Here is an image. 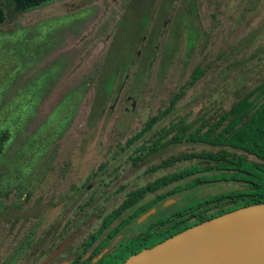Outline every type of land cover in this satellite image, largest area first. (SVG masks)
I'll return each mask as SVG.
<instances>
[{"label":"rangeland","instance_id":"1","mask_svg":"<svg viewBox=\"0 0 264 264\" xmlns=\"http://www.w3.org/2000/svg\"><path fill=\"white\" fill-rule=\"evenodd\" d=\"M0 4V264L25 257L16 244L34 240L61 211L55 194L128 162L110 152L142 146L139 174L180 151L215 150L169 140L173 131L161 145L153 137L180 119H224L236 98L264 83V0H47L24 11L11 0ZM188 30L196 33L189 47ZM195 67L203 72L189 86ZM157 143L163 146L146 154ZM128 168L123 164L118 175ZM234 187L242 185L197 184L173 196L171 208Z\"/></svg>","mask_w":264,"mask_h":264},{"label":"flooded vegetation","instance_id":"2","mask_svg":"<svg viewBox=\"0 0 264 264\" xmlns=\"http://www.w3.org/2000/svg\"><path fill=\"white\" fill-rule=\"evenodd\" d=\"M195 34L187 31L184 37L187 47L194 43ZM134 140L135 135L125 143ZM162 146L158 147L157 143V147L148 148L146 154ZM141 147H134L129 153L125 148L110 152L115 158L127 155L124 159L128 162L114 163L98 178L73 180L64 194H55V203L61 205L58 206L61 211L57 210L53 219L42 223L44 226L36 230L34 240L26 242L23 238L17 242L18 249L27 251L18 264H120L139 250L198 222L203 214L212 213L216 209L215 202L230 200L223 197L206 202L203 197L190 200L202 202L197 203V208L191 209L183 203L172 209L177 201L169 196L172 182L155 184L157 177L165 175H155L158 169L172 163H160L154 168L145 166L137 174L144 157ZM182 153L189 152L180 151L171 156ZM190 160L194 157L180 161ZM107 164L100 163L99 168L106 169ZM123 164L129 166L127 175L119 176L118 170ZM131 175L134 177L128 178Z\"/></svg>","mask_w":264,"mask_h":264},{"label":"trees","instance_id":"3","mask_svg":"<svg viewBox=\"0 0 264 264\" xmlns=\"http://www.w3.org/2000/svg\"><path fill=\"white\" fill-rule=\"evenodd\" d=\"M11 1L15 11H24L39 6L47 0ZM4 18L3 7L0 4V23L4 21ZM201 74L202 69L195 67L191 74L189 86H192ZM107 83L108 80H104L103 86H108ZM253 88L256 91L252 89L242 93L223 111L222 118L224 117L226 122L222 126L221 123L224 119L221 118L214 123L205 119L200 121L198 125H194L195 121L184 123L180 119L166 128H161L158 135L153 137L161 145L163 143L161 140L165 138L166 133L173 131L169 140L180 141L185 138L186 140L205 142L217 147L215 150H200L178 154L168 157V161L162 162L173 163L194 157L193 161L190 160L189 165L183 168L177 167V170L170 171L155 179V184L158 186L162 182L177 181L193 174L191 178L184 182L174 183L169 191V196L178 195L181 190L189 189L199 183L231 179L240 182V185H242V187L230 188L204 198L206 202L216 198H230V200L225 201V203L230 204L224 206L225 203L222 201L215 202L216 209L212 213L203 214L198 222L237 207L264 201V83ZM253 95L255 97H252ZM176 98L177 95H174L169 102V107L174 104ZM253 99L260 100L255 102ZM156 119L157 117H152L143 129H147ZM206 123L207 128L202 130ZM154 146L157 145L154 144ZM245 154L251 155L256 160L246 158ZM197 203L200 205L202 202L200 200L190 201L187 206L191 209L197 208Z\"/></svg>","mask_w":264,"mask_h":264},{"label":"water","instance_id":"4","mask_svg":"<svg viewBox=\"0 0 264 264\" xmlns=\"http://www.w3.org/2000/svg\"><path fill=\"white\" fill-rule=\"evenodd\" d=\"M120 264H264V201L192 224Z\"/></svg>","mask_w":264,"mask_h":264}]
</instances>
